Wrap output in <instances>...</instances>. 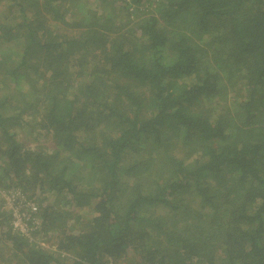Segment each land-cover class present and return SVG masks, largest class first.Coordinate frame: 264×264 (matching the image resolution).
<instances>
[{
    "label": "trees",
    "instance_id": "16d2710c",
    "mask_svg": "<svg viewBox=\"0 0 264 264\" xmlns=\"http://www.w3.org/2000/svg\"><path fill=\"white\" fill-rule=\"evenodd\" d=\"M0 263L264 264V0H0Z\"/></svg>",
    "mask_w": 264,
    "mask_h": 264
},
{
    "label": "rangeland",
    "instance_id": "374dc122",
    "mask_svg": "<svg viewBox=\"0 0 264 264\" xmlns=\"http://www.w3.org/2000/svg\"><path fill=\"white\" fill-rule=\"evenodd\" d=\"M29 130H30V128L29 127H23L22 129H19L18 130V137H20V136H23V138L25 137V135H26V132H29ZM28 136V139L30 140V142H28V143H30L29 145L31 146V147H34V143H37V144H40V145H48L49 144V140L48 139H42L41 141H40V139L39 140H36L35 138H33L32 136H29V135H27ZM22 138V139H23ZM21 139V140H22ZM51 144H49V146H50ZM177 154H180V152H178ZM6 197V196H5ZM9 202H11L12 201V199H13V197H11V196H9ZM33 205V204H32ZM11 205H9V207H10ZM85 208H87V206H83V207H76L74 210H78L79 212H82ZM24 220H21V221H19L18 222V226L21 228V229H19V231H22V232H26V233H23V234H25V235H28V236H30L31 235V233H30V231L32 230V227H28L27 228V224H26V226L24 225ZM26 230V231H25ZM32 239L33 240H36L38 243H39V245L40 246H42L43 248H48V249H54V247H55V240H54V238H53V234H51L50 233V235L49 234H47V235H40V234H37V235H35L34 237H32ZM0 264H3V263H0Z\"/></svg>",
    "mask_w": 264,
    "mask_h": 264
},
{
    "label": "built area",
    "instance_id": "2783aa9c",
    "mask_svg": "<svg viewBox=\"0 0 264 264\" xmlns=\"http://www.w3.org/2000/svg\"><path fill=\"white\" fill-rule=\"evenodd\" d=\"M22 219H21V217L18 215V214H16L15 215V219H14V221H13V224H14V226H15V228L16 229H21L19 226H18V222L19 221H21ZM25 221V220H24ZM24 225L26 226V222H24Z\"/></svg>",
    "mask_w": 264,
    "mask_h": 264
}]
</instances>
